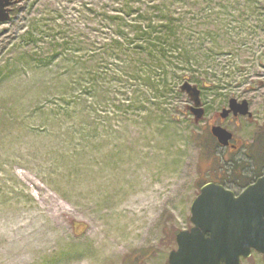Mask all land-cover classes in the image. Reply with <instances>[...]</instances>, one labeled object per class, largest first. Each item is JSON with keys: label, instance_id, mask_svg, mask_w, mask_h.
Segmentation results:
<instances>
[{"label": "rangeland", "instance_id": "obj_1", "mask_svg": "<svg viewBox=\"0 0 264 264\" xmlns=\"http://www.w3.org/2000/svg\"><path fill=\"white\" fill-rule=\"evenodd\" d=\"M12 1L0 23V264H168L200 186H238L243 153L212 160L197 136L245 98L252 119L222 125L245 155L264 139V0ZM167 65L172 88L182 76L201 89L200 123L189 96L164 87Z\"/></svg>", "mask_w": 264, "mask_h": 264}, {"label": "water", "instance_id": "obj_2", "mask_svg": "<svg viewBox=\"0 0 264 264\" xmlns=\"http://www.w3.org/2000/svg\"><path fill=\"white\" fill-rule=\"evenodd\" d=\"M12 0H0V23L9 20ZM181 91L193 102L191 110L195 122L204 118L201 107V90L185 81ZM252 116L247 100L229 101L222 117ZM212 134L219 143L227 146L233 135L221 126H213ZM190 229L176 235L177 249L169 253L168 264H242L253 252L264 256V176L240 195L222 184L208 182L190 207ZM77 227L85 228L83 223Z\"/></svg>", "mask_w": 264, "mask_h": 264}, {"label": "flooded vegetation", "instance_id": "obj_3", "mask_svg": "<svg viewBox=\"0 0 264 264\" xmlns=\"http://www.w3.org/2000/svg\"><path fill=\"white\" fill-rule=\"evenodd\" d=\"M243 100H245V98H243L242 101ZM227 107H223L219 112L215 114L212 120L211 127L213 126L224 127L222 125L223 122H225V120H227L232 115L229 114L226 118H223L221 116L222 111ZM240 117L242 116L232 115L231 120H239ZM232 134H233V138L229 142V145L227 146H224L221 143H219L218 139L213 135L212 137L217 144V148L224 149L228 158H233L234 160H236L235 158H237L240 153H243L242 156H239V160H236L237 164L242 166L238 172L237 171L235 172L236 175L239 176L236 177L234 181H232L238 184V186L236 188L229 187L226 185L225 182H223V184L228 189L232 190L236 195H240L244 190L248 189L251 185L255 184L260 177L264 176V139L260 138V136L255 137V140L257 141L260 140V143L257 146H253L251 150L247 152L245 155V141L236 138L234 133ZM218 182H222V181L218 180Z\"/></svg>", "mask_w": 264, "mask_h": 264}, {"label": "trees", "instance_id": "obj_4", "mask_svg": "<svg viewBox=\"0 0 264 264\" xmlns=\"http://www.w3.org/2000/svg\"><path fill=\"white\" fill-rule=\"evenodd\" d=\"M159 52L161 53V55L163 56V58L164 57H167V55H166V53H165V51H164V49H162V50H159ZM182 54L180 53V56H181ZM179 56V57H180ZM178 57V58H179ZM154 58H156V59H159V58H157V56L155 55L154 56ZM161 60V59H160ZM174 68V67H173ZM159 69L161 70V74H164V75H166L167 76V81H165L164 82V87L166 88L167 86H169L170 87V92L171 93H174V94H176V93H178V94H182V92L180 91V89H179V85H177L176 86V88L174 89V88H172V85H171V83H169V78H168V75L170 74L169 72L170 71H168L167 69H168V65L167 66H161V67H159ZM168 71V72H167ZM176 70H175V68L172 70V76H175L176 75ZM170 77H171V75H170ZM173 79H175V78H173ZM191 79V78H190ZM180 80H184V81H186L185 79H184V77H182V76H179L178 77V82L180 81ZM192 80V79H191ZM214 87V86H213ZM207 89H209V90H212V89H214V88H211V87H207ZM160 98L161 97H163V99H167L166 97H167V93H162L161 95H159V94H157ZM187 108L188 107H186V110H187ZM194 124H196L195 123V121L193 120V122H192V125H194ZM263 130H264V128H262ZM206 133L204 134V133H202V134H200V135H198L197 136V138H196V140H198V144L199 145H201V147H202V150L204 151V153L206 152V148L207 147H209V149H211L212 150V153L210 154V156H212L211 157V159L213 160V156H215V150H216V148H217V144H216V142H215V140L213 139V137H212V135H211V133H210V131H205ZM208 149V148H207ZM203 153V154H204ZM208 153V152H207ZM207 153L205 154V160H207L208 159V156H206L207 155ZM220 159H221V157L219 156V161H220ZM232 160H234L233 158H231Z\"/></svg>", "mask_w": 264, "mask_h": 264}]
</instances>
